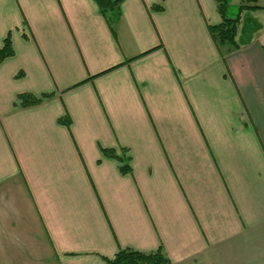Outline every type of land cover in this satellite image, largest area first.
<instances>
[{
  "label": "crops",
  "instance_id": "0c3cea01",
  "mask_svg": "<svg viewBox=\"0 0 264 264\" xmlns=\"http://www.w3.org/2000/svg\"><path fill=\"white\" fill-rule=\"evenodd\" d=\"M110 1L0 0V264H264V0Z\"/></svg>",
  "mask_w": 264,
  "mask_h": 264
},
{
  "label": "trees",
  "instance_id": "16d2710c",
  "mask_svg": "<svg viewBox=\"0 0 264 264\" xmlns=\"http://www.w3.org/2000/svg\"><path fill=\"white\" fill-rule=\"evenodd\" d=\"M101 9L104 11L105 8L112 6L113 2L110 0H98ZM234 0H217V7L222 16V22L217 25H211V33L222 50L224 47L227 50L235 48L238 43L236 40L238 23L241 19V13L246 8L260 7L257 4H250L245 0H242L238 5L233 2ZM236 5L237 12L235 15H229L228 10L230 7ZM0 62L6 57L11 56L14 53V48L10 36H6L4 39L0 40ZM20 99L22 104H30L38 102L41 98L33 96L29 93L20 94ZM105 152L109 155H115L123 160V156H118L114 154L113 149H105ZM122 170H128L129 165L126 163L121 166ZM110 264H162L167 263L169 260L162 251L159 249L157 251H141L132 248H124L119 250L116 255L108 259Z\"/></svg>",
  "mask_w": 264,
  "mask_h": 264
},
{
  "label": "rangeland",
  "instance_id": "374dc122",
  "mask_svg": "<svg viewBox=\"0 0 264 264\" xmlns=\"http://www.w3.org/2000/svg\"><path fill=\"white\" fill-rule=\"evenodd\" d=\"M235 4H237V5L239 4L238 0L235 1ZM236 12H237L236 5L230 7L229 10H228L229 15H235Z\"/></svg>",
  "mask_w": 264,
  "mask_h": 264
}]
</instances>
